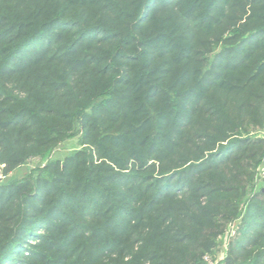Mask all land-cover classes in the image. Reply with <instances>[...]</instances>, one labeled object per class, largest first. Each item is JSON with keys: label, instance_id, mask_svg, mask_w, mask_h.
Instances as JSON below:
<instances>
[{"label": "trees", "instance_id": "obj_1", "mask_svg": "<svg viewBox=\"0 0 264 264\" xmlns=\"http://www.w3.org/2000/svg\"><path fill=\"white\" fill-rule=\"evenodd\" d=\"M253 128L264 0H0V264H264Z\"/></svg>", "mask_w": 264, "mask_h": 264}, {"label": "rangeland", "instance_id": "obj_2", "mask_svg": "<svg viewBox=\"0 0 264 264\" xmlns=\"http://www.w3.org/2000/svg\"><path fill=\"white\" fill-rule=\"evenodd\" d=\"M255 131L264 133V128H253V132ZM81 147L80 136L76 135L75 137L73 136L66 139L62 144L58 145L51 157L61 158ZM44 162V158H28L22 164L7 170H5V164L0 163V185L19 181L31 172L37 170ZM254 179L258 187L264 186V161L256 169ZM237 228L238 226H234L233 223L227 226L224 230L222 229L223 231L215 236V242L217 245L211 253L204 257L206 264H217L221 259H224L227 247L232 241L231 237L235 234Z\"/></svg>", "mask_w": 264, "mask_h": 264}]
</instances>
